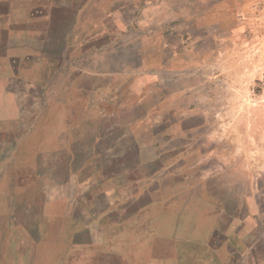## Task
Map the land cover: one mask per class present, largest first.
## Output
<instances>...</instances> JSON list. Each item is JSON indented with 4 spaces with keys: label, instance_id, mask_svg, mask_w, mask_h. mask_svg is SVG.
Here are the masks:
<instances>
[{
    "label": "rangeland",
    "instance_id": "1",
    "mask_svg": "<svg viewBox=\"0 0 264 264\" xmlns=\"http://www.w3.org/2000/svg\"><path fill=\"white\" fill-rule=\"evenodd\" d=\"M7 7L0 264H203L235 226L264 246V0Z\"/></svg>",
    "mask_w": 264,
    "mask_h": 264
},
{
    "label": "crops",
    "instance_id": "2",
    "mask_svg": "<svg viewBox=\"0 0 264 264\" xmlns=\"http://www.w3.org/2000/svg\"><path fill=\"white\" fill-rule=\"evenodd\" d=\"M0 4L7 6H10V0H0ZM41 5H35V8L39 7ZM7 7V8H8ZM7 8L5 10H7ZM1 55V53H0ZM45 55V51L43 52V56ZM9 64L10 71L7 74V83H13L17 82L20 78V67L18 63V57L17 56H11L8 60H6ZM225 231V230H224ZM218 251L212 252V248L216 247L214 246V242L208 241L206 245L204 244V248H207L205 252L202 253V263L203 264H209L210 260L208 258H211V253L215 254L217 259L221 264H228V252H230L231 257L229 260L232 259H247L251 264H264V257H262L257 252V248L262 246L260 242H246L242 239L241 235H238L240 233V230L238 229V226H235L234 229V241H231L230 238L227 237L226 233H223V238L220 239L221 230L218 229ZM261 244V245H260ZM215 252V253H214Z\"/></svg>",
    "mask_w": 264,
    "mask_h": 264
}]
</instances>
